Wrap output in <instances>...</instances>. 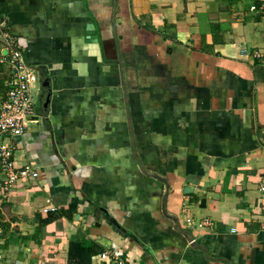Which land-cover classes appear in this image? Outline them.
I'll use <instances>...</instances> for the list:
<instances>
[{
    "label": "crops",
    "instance_id": "1",
    "mask_svg": "<svg viewBox=\"0 0 264 264\" xmlns=\"http://www.w3.org/2000/svg\"><path fill=\"white\" fill-rule=\"evenodd\" d=\"M259 2L0 0L38 172L7 198L0 172V264H264Z\"/></svg>",
    "mask_w": 264,
    "mask_h": 264
},
{
    "label": "built area",
    "instance_id": "2",
    "mask_svg": "<svg viewBox=\"0 0 264 264\" xmlns=\"http://www.w3.org/2000/svg\"><path fill=\"white\" fill-rule=\"evenodd\" d=\"M264 16V0L251 7ZM0 80L5 93L0 97V172L3 175V196L21 179H37L38 172L31 164L20 168L15 166V151L20 139L34 114L33 84L36 80L35 68L25 60V52L19 44L18 37L0 23ZM247 51H244L246 54ZM255 59L264 62V51L252 53ZM264 202V182L259 188ZM53 210H56L53 208ZM202 225H200L201 227ZM3 231L0 229V237ZM102 260L107 264H127L120 254L104 252Z\"/></svg>",
    "mask_w": 264,
    "mask_h": 264
},
{
    "label": "trees",
    "instance_id": "3",
    "mask_svg": "<svg viewBox=\"0 0 264 264\" xmlns=\"http://www.w3.org/2000/svg\"><path fill=\"white\" fill-rule=\"evenodd\" d=\"M5 93V88L3 82L0 80V97Z\"/></svg>",
    "mask_w": 264,
    "mask_h": 264
},
{
    "label": "water",
    "instance_id": "4",
    "mask_svg": "<svg viewBox=\"0 0 264 264\" xmlns=\"http://www.w3.org/2000/svg\"><path fill=\"white\" fill-rule=\"evenodd\" d=\"M93 34V33H92ZM36 120L38 119V118H35Z\"/></svg>",
    "mask_w": 264,
    "mask_h": 264
}]
</instances>
